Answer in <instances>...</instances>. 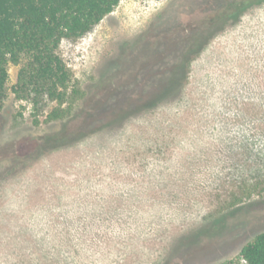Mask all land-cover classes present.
<instances>
[{
  "label": "rangeland",
  "instance_id": "rangeland-1",
  "mask_svg": "<svg viewBox=\"0 0 264 264\" xmlns=\"http://www.w3.org/2000/svg\"><path fill=\"white\" fill-rule=\"evenodd\" d=\"M237 1L120 0L59 46L85 93L65 119L16 98L9 63L0 264H242L264 231V2L218 19ZM198 39L184 85L153 105Z\"/></svg>",
  "mask_w": 264,
  "mask_h": 264
},
{
  "label": "trees",
  "instance_id": "trees-1",
  "mask_svg": "<svg viewBox=\"0 0 264 264\" xmlns=\"http://www.w3.org/2000/svg\"><path fill=\"white\" fill-rule=\"evenodd\" d=\"M240 0L228 4L218 19H239L251 3L264 0ZM120 0H0V111L7 95L9 63L20 64L17 81L12 91L18 99H33L37 105L43 100L56 102L48 115L50 120H61L74 112L75 103L84 99V91L74 86L72 72L58 49L64 39H77L88 33L106 15L111 13ZM210 15L213 27L218 19ZM202 35V33H201ZM199 38V37H198ZM205 41L201 39L186 51L183 64L172 72L166 82L168 90L156 94L152 104L157 105L166 97L177 94L184 85L188 64L200 53ZM111 71V70H109ZM110 83L108 72L102 76L99 92ZM172 91V93H171ZM106 92V90H105ZM68 132V131H67ZM64 125L59 132L46 136L45 150L68 143ZM67 134L66 138L65 135ZM81 138V130L74 135ZM65 141V142H64ZM242 264H264V231L245 244L240 252Z\"/></svg>",
  "mask_w": 264,
  "mask_h": 264
}]
</instances>
